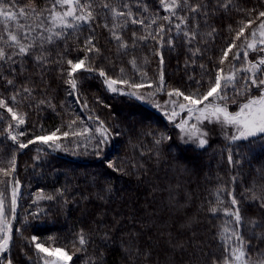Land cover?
<instances>
[{"label":"trees","instance_id":"16d2710c","mask_svg":"<svg viewBox=\"0 0 264 264\" xmlns=\"http://www.w3.org/2000/svg\"><path fill=\"white\" fill-rule=\"evenodd\" d=\"M53 2L15 0L14 10L24 8L27 13L17 18L18 24L31 29L32 38L41 33L38 25L42 21L51 27ZM125 4L133 16L146 23L157 18V24L165 27L164 41L140 39L154 33L155 24L146 28L127 17L114 18L111 9L127 12ZM187 4L208 5L209 9L206 17L202 10L195 19L188 8L180 12L188 16L187 26L181 28L196 33L191 44L183 31L175 29L180 23L176 17H172L171 25L159 19L168 14L159 0H92L95 20L91 24L67 29L62 38L54 37L53 43L41 45L37 40L29 56L16 58L14 73L8 71L13 67L10 62H0L4 76L0 99L25 119L24 125L12 131L9 125L17 121L6 108H0V169L8 172L5 176L0 171V181H8L5 216L13 237L6 255L13 264H41V255L31 241L33 235L47 247H63L73 256L70 264H213L215 258L223 256L220 235L226 219L223 209L231 207L229 193L240 201V231L250 241L252 261L264 260V227L252 223L264 224V207L252 199L251 191L264 185V134L227 141L214 127L205 125L208 142L204 147L196 146L183 142L175 123L149 103L184 101L168 93L176 89L194 93L197 81L203 85L199 88L203 93L217 68L223 67L226 73L233 63L241 68L245 63L242 50L240 61L232 60L236 49L223 65L219 61L248 13L255 9L251 17L255 19L258 11H264V0H231L228 10H217V0H187ZM5 24L23 31L16 21L0 17V35H5ZM113 31L121 36L120 41L113 37ZM88 37L94 45L90 53L85 51ZM25 43H31V38ZM0 47L11 52L3 41ZM86 55L85 67L92 71H78L72 77L77 81L73 90L66 83L70 71L67 60L75 62ZM257 55L249 51L248 60ZM37 56L42 60L37 61ZM100 70L111 79L129 83L113 85L117 91L112 92ZM161 75L163 86L158 87ZM236 75L239 79L242 73L237 71ZM9 79L14 81V88L7 85ZM131 83L144 86L132 88ZM17 90L19 95L13 102ZM129 93L144 99L139 103ZM257 93L255 88L246 92L240 85L236 91L229 86L228 111L236 112ZM101 124L108 137L97 148ZM21 131L26 135L20 136ZM66 131L67 137L63 135ZM10 132L19 142L52 132L56 136L47 145L37 141L21 149L10 139ZM14 180L19 183L15 184L13 216ZM210 207L220 211L213 215ZM79 233L87 239L83 250H78Z\"/></svg>","mask_w":264,"mask_h":264},{"label":"snow or ice","instance_id":"6c2138e0","mask_svg":"<svg viewBox=\"0 0 264 264\" xmlns=\"http://www.w3.org/2000/svg\"><path fill=\"white\" fill-rule=\"evenodd\" d=\"M159 3L163 10L168 13L159 19L167 21L168 24H172V17H176L180 21L179 24H175L174 27L177 31H183V35L186 41L191 44L195 38L196 33L194 31H184L181 28V25L187 26L188 16H181L180 12L185 8H188V11L193 14L192 18L195 19L197 16L201 15L203 10V16L206 17L209 14L208 5H196L189 6L187 0H183L181 3L180 0H159ZM231 4V0H217L216 9L219 10L223 8L228 10ZM15 0H0V17H3L5 21H16L17 28L23 29V31H17L13 27L5 24L4 32L5 35H0V41L11 49L10 53H6L2 47H0V62L8 64L9 62L13 67H10L8 71L14 73L16 68L14 67L17 64V57L23 58L29 56L32 52V49L36 46V41L39 40L40 44L44 43H53V38L56 39L62 38L66 34L67 29L78 28L81 24H91L95 20L94 11L92 8V0H54L51 9L49 10V23L51 27H45L44 22L42 21L38 27L42 29L38 37H31V29L25 28L24 25H19L17 18L20 16H25L27 13L24 8H20L19 12H16L15 9ZM105 8H108V5H104ZM128 9L127 12L117 11L116 9H111L116 17H127L131 19V23L139 24L143 27H149L150 25H157V28L154 33H149L148 36H142L140 39H159L161 42L164 41L165 36V27L163 24H157V18L151 19L146 23L145 19L133 16L131 8L127 4L124 5ZM60 9L57 11V9ZM35 11V10H33ZM144 11H147L145 8ZM256 10L253 9L252 12ZM252 12L248 13V18L240 22L241 26L238 31L235 33V38L228 44L226 50L223 51L222 58L219 63L224 64V61L228 58L230 52H233V49H236L233 52L232 60L240 61L241 60V50L243 51V59L246 62V65L242 68H238L235 63L232 64V69L229 72H225L223 67H219L216 70L214 78L209 82L207 90L203 93L199 92V88L203 87L199 81L197 84V91L194 93L185 94L180 90L176 89L168 93L170 97H183V100L187 102L180 103L178 107L184 111L186 110L189 117L195 116V119L203 123L207 120L209 123L218 122L221 124L231 125L235 127L236 133L231 136L233 141L237 140H247L250 137H256L257 135L264 134V11H258L256 13L255 19L252 17ZM39 15V14H38ZM47 19V18H46ZM257 21L259 23L257 24ZM256 25V27H253ZM107 27V25H105ZM116 25H113L115 28ZM59 29V30H57ZM248 30L249 35L245 36V31ZM168 31H172L171 28ZM215 29H213V32ZM49 33L45 36L44 33ZM212 33H209L211 35ZM113 37L117 40H121V36L113 31ZM136 34L133 33L135 38ZM31 38V43H25ZM241 40L242 43L237 45L236 41ZM92 37H88L86 41L85 51L90 53L94 50V45L91 43ZM167 43L171 44L172 41L169 40ZM122 47H126L122 43ZM98 51V49H95ZM199 51V49H197ZM249 51L256 52L258 55L254 60H248ZM195 54V53H194ZM88 59L86 55L84 58L77 59L75 62L71 59L67 60V64L70 66V71L67 75L69 79L66 81L70 87L75 90L77 88V81L74 75L81 70H86L91 72L92 69L86 68L85 63ZM37 61L42 60V56L36 57ZM134 63V61H133ZM161 63H163V57L161 56ZM203 67V66H201ZM123 71V69L121 70ZM237 71L241 72L242 75L237 79ZM99 75L105 78V84L112 92H116L117 88L113 87L117 83L128 84V81H117L116 79H111L107 76L105 71L100 70ZM4 79L2 73H0V80ZM242 82V83H241ZM7 85L14 86V81L9 79L7 80ZM242 86L246 92H250L252 88L257 89L260 92L259 96L249 97L248 102L243 104L240 108V111L235 113H229L227 111V89L229 86L232 87L234 91L237 90V86ZM132 88H141L144 85L142 83H131ZM151 87V85H148ZM163 86V75L160 77V85ZM24 92L29 95L30 90L28 88L24 89ZM19 95V91H16V94L12 96L13 102H16V96ZM129 95H135V93H129ZM138 99H144V97H137ZM209 98H212V101H217L213 104ZM208 102V104H205ZM43 103V101H41ZM201 105L205 107L201 108ZM0 108H6L8 113H11V118L14 121H17L16 125H9V128L12 131L19 128L25 124V119L23 116H18L17 112L13 110L12 107H9L4 99H0ZM178 115V113L173 110L171 117ZM170 117V118H171ZM187 124L186 120H181L180 123L176 124V127L181 128L182 131H185L186 136L190 140H198L199 146L204 147L207 144L205 138L206 133L202 132L197 125H191L190 129H185L183 126ZM58 131V130H57ZM100 133V136L97 138L96 147L100 148L103 144L106 143L108 137V130L103 127L97 129ZM20 136L26 135V132H19ZM65 137L69 135L66 131L63 133ZM56 136V132H52L51 135H36L34 138L29 139L27 142H19L17 140V135L9 133L10 139L14 143H18L19 148H27L30 144H33L37 141L43 144H49V141L53 140V137ZM54 142V141H53ZM159 142V141H157ZM59 147V145H57ZM229 163H233L232 156L228 157ZM15 158L12 160V171H15ZM109 167H112L110 164ZM4 172V175L7 176L8 172L5 169H0ZM14 179V178H13ZM8 181H0V264L3 260H7V264H13L12 260L9 259L6 253L9 250L10 242L12 241V225L8 223L5 216V200L4 192L6 191ZM18 180H14V186L11 194V208L10 211L15 215L16 211V188L15 184H18ZM255 188V186H254ZM253 191L252 199L259 202L260 207H264V185H262L258 190ZM230 199V208H224V216L226 217L222 234L220 235L221 245L223 248V256L220 258H215L213 264H264V260L253 262L250 256V241L245 239V236L241 233L240 228L243 221V217L240 213V201L236 198L235 195L229 193ZM47 199H53L52 196H48ZM209 211L215 215L220 211L217 207H210ZM37 216L39 214H36ZM230 218V219H228ZM254 227H264V224H257L254 221L252 222ZM77 240L81 246L78 250H83L84 246L87 244V239L83 233L77 235ZM31 241L35 246L37 253H46L49 256L57 254V259L54 264H69L73 260V256L69 255L63 247H56L49 251V248L45 246L44 242H37V236L33 235ZM44 264H50L49 260L44 257Z\"/></svg>","mask_w":264,"mask_h":264},{"label":"rangeland","instance_id":"374dc122","mask_svg":"<svg viewBox=\"0 0 264 264\" xmlns=\"http://www.w3.org/2000/svg\"><path fill=\"white\" fill-rule=\"evenodd\" d=\"M256 57H257V56H255V58H256ZM245 65H246V62L243 63L242 67H244ZM242 67H241V68H242ZM238 68H239V67H238ZM259 95H260V92L257 93V95H255L254 97L259 96ZM248 99H249V98H247V100L244 101L243 104L247 103V102H248ZM149 103H150L152 106H154L157 110L161 111V112L167 117V119H168L169 121H171V122H174L175 125L178 124V123H180L182 119L187 121V124H185V125L183 126L185 129H190V128H191V125H193V124L197 125V127H198L202 132L206 133L205 138H206L207 142H208V134H207V131H206V129H205V125H209V126L214 127V128L218 131V133L222 134V135L226 138L227 141H233V140L231 139V136H232L233 134L236 133V129H235V127H233V126H231V125L221 124V123H218V122H211V123H209L207 120H205L203 123L198 122V121L195 119V116L189 117V115H188V113H187L186 110L182 111V110L178 107V105H179L180 103H185V104H187L186 101L165 100V101H163V102H158V101H153V102H152V101H150ZM212 103L215 104V103H217V102L212 101ZM205 104H208V102H205ZM243 104H240V105H239V108L237 109L236 112L240 111V108H241V106H242ZM200 107L203 108V107H205V105H201ZM173 110H175V111L178 113V115H176V116H174V117H171V113H172ZM227 111H228V109H227ZM228 112H229V111H228ZM229 113H232V112H229ZM234 113H235V112H234ZM170 117H171V118H170ZM177 129H178V131H179V133H180V136H181L183 142H185V143H192V144H194V145H196V146H199L198 140H190V139H188V137H187L186 134H185V131H182L181 128H178V127H177ZM7 221H8V220H7ZM8 223H9V221H8ZM46 247H47V246H46ZM48 248H49V251H50V252L52 251V249H54V248H50V247H48ZM40 255H41V264H44V260H43L44 257H46V258L49 260L50 264H54V262H55L56 259H57V254H53V255L49 256V255L46 254V253H40ZM69 264H70V262H69Z\"/></svg>","mask_w":264,"mask_h":264},{"label":"water","instance_id":"95a60500","mask_svg":"<svg viewBox=\"0 0 264 264\" xmlns=\"http://www.w3.org/2000/svg\"><path fill=\"white\" fill-rule=\"evenodd\" d=\"M131 97H132L133 99H135V100H136L137 102H139V103L142 102L141 99H138L137 97H135V96H133V95H131ZM145 106L147 107L148 105L146 104Z\"/></svg>","mask_w":264,"mask_h":264}]
</instances>
